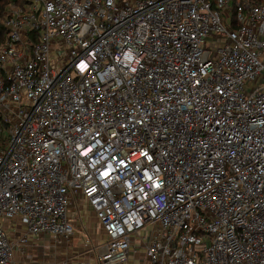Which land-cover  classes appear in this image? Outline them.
<instances>
[{"label":"built area","instance_id":"built-area-1","mask_svg":"<svg viewBox=\"0 0 264 264\" xmlns=\"http://www.w3.org/2000/svg\"><path fill=\"white\" fill-rule=\"evenodd\" d=\"M3 26L1 220L66 239L82 196L104 264L133 237L148 264H264V0H10Z\"/></svg>","mask_w":264,"mask_h":264},{"label":"crops","instance_id":"crops-1","mask_svg":"<svg viewBox=\"0 0 264 264\" xmlns=\"http://www.w3.org/2000/svg\"><path fill=\"white\" fill-rule=\"evenodd\" d=\"M67 216L74 227V233L69 238L58 239L50 235L33 238L26 233L24 245L18 246L17 242L11 241L15 264H104L101 254L107 236L87 200L82 196L76 197ZM93 229L103 233L104 238L106 236L103 244L94 240ZM132 241L134 245L128 260L118 264H148L146 240L133 237Z\"/></svg>","mask_w":264,"mask_h":264},{"label":"rangeland","instance_id":"rangeland-1","mask_svg":"<svg viewBox=\"0 0 264 264\" xmlns=\"http://www.w3.org/2000/svg\"><path fill=\"white\" fill-rule=\"evenodd\" d=\"M9 9L10 8H8V10H7L8 13H9ZM8 13H6V14H8ZM0 224L7 231L8 237H9V239L11 241L17 242L18 246L19 245H24L23 239L26 237L27 231H26L25 227L21 224L19 218L6 219V220H1L0 219ZM93 232H94V235H95L94 240L99 241L100 244H103L105 242L106 236L104 235L105 236V238H104L103 237V233L95 232V229H93ZM29 236H31V235H29ZM32 237L36 238V236H32Z\"/></svg>","mask_w":264,"mask_h":264},{"label":"trees","instance_id":"trees-1","mask_svg":"<svg viewBox=\"0 0 264 264\" xmlns=\"http://www.w3.org/2000/svg\"><path fill=\"white\" fill-rule=\"evenodd\" d=\"M18 2L19 0H11ZM8 8H10V0H0V45H4L7 41V31L3 26V19L6 17Z\"/></svg>","mask_w":264,"mask_h":264}]
</instances>
